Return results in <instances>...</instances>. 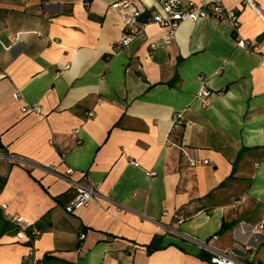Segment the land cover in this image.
Returning <instances> with one entry per match:
<instances>
[{
  "label": "crops",
  "instance_id": "crops-1",
  "mask_svg": "<svg viewBox=\"0 0 264 264\" xmlns=\"http://www.w3.org/2000/svg\"><path fill=\"white\" fill-rule=\"evenodd\" d=\"M120 1L0 0V264H264V0H224L259 52L214 19L119 48ZM70 179L100 204L67 212Z\"/></svg>",
  "mask_w": 264,
  "mask_h": 264
},
{
  "label": "built area",
  "instance_id": "built-area-1",
  "mask_svg": "<svg viewBox=\"0 0 264 264\" xmlns=\"http://www.w3.org/2000/svg\"><path fill=\"white\" fill-rule=\"evenodd\" d=\"M254 0H246L249 4H253ZM161 7L159 10L153 12L146 11L150 8L140 9L132 3L130 0H122L112 4V8L117 9L124 18V36L118 42V47L122 48L128 45L137 37L144 35L145 28L148 24L157 23L166 29V38L168 42L176 34L179 26L182 22L191 20L198 21L202 19H214L219 22L226 24L231 32L235 34V40L238 47L244 48L251 52H259V46L254 44L250 40H247L241 36V19L238 12L235 9L229 8L224 0H189L184 2L183 0H160ZM15 40H19V36L15 37ZM156 44H153L155 46ZM7 49L11 46H6ZM261 65L264 68V52L261 53ZM202 85L197 93V98L205 105L210 102L212 92L205 85L204 79L201 78ZM14 97L20 99V94L15 93ZM23 112H37L41 113V107L38 104H24L22 107ZM93 116V112L88 113ZM182 122V116L177 114L175 116V123ZM192 165H196V160L190 159ZM135 166H139L137 162ZM74 170L68 168L66 173L72 174ZM71 182L77 187L78 194L74 200H72L67 206V212H74L84 206H87L93 202L100 204L99 196L101 195L98 191V185L91 179H87L84 182L70 179ZM168 212H165L167 214ZM15 219L20 222L22 221L21 216H16ZM31 232L22 231L20 234L21 238L33 241L39 235V231L36 227L28 225ZM28 228V229H29ZM86 234H81V238H85ZM201 246L208 252L210 260L214 264H238V259L227 251H221L214 249L206 241L199 242ZM35 258L32 253V249L28 254L23 256L22 264H35Z\"/></svg>",
  "mask_w": 264,
  "mask_h": 264
},
{
  "label": "trees",
  "instance_id": "trees-1",
  "mask_svg": "<svg viewBox=\"0 0 264 264\" xmlns=\"http://www.w3.org/2000/svg\"><path fill=\"white\" fill-rule=\"evenodd\" d=\"M153 11H155V9H154V8H150V9H148V10L146 11L145 14H147L148 12H153ZM4 182H5V179L1 181V183H0V189L4 186ZM28 228H29V227H28ZM28 232H31V229H30V228L28 229ZM207 255H208V254H206L205 256L207 257Z\"/></svg>",
  "mask_w": 264,
  "mask_h": 264
}]
</instances>
